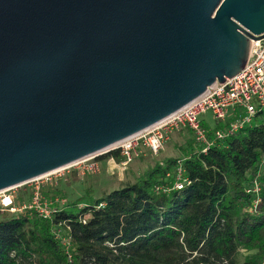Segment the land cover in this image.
Wrapping results in <instances>:
<instances>
[{
	"label": "water",
	"instance_id": "water-1",
	"mask_svg": "<svg viewBox=\"0 0 264 264\" xmlns=\"http://www.w3.org/2000/svg\"><path fill=\"white\" fill-rule=\"evenodd\" d=\"M263 34L264 0H0V191L159 123Z\"/></svg>",
	"mask_w": 264,
	"mask_h": 264
},
{
	"label": "trees",
	"instance_id": "trees-1",
	"mask_svg": "<svg viewBox=\"0 0 264 264\" xmlns=\"http://www.w3.org/2000/svg\"><path fill=\"white\" fill-rule=\"evenodd\" d=\"M233 119L212 128L202 121L207 140ZM182 132L190 138L178 147L181 157L155 163L119 189L55 205L49 220L26 211L0 221V264H239L240 251L241 264H264V167L255 208L247 193L264 158V112L206 153ZM110 156L119 160L113 152L99 160ZM178 166L183 188L157 191L173 186ZM41 194L56 198L53 190Z\"/></svg>",
	"mask_w": 264,
	"mask_h": 264
},
{
	"label": "built area",
	"instance_id": "built-area-1",
	"mask_svg": "<svg viewBox=\"0 0 264 264\" xmlns=\"http://www.w3.org/2000/svg\"><path fill=\"white\" fill-rule=\"evenodd\" d=\"M249 41L246 61L235 76L225 78L222 83H214L200 97L185 107L146 130L122 140L109 152L105 151L84 158L64 167L60 171L72 169L79 178L99 174L101 171V160L99 159L110 152H116L119 162L116 163V158L110 156L107 158V163L117 169L125 170L140 156L141 149L156 155L164 144L169 141L171 135L181 129H188L194 139L205 146L202 153H206L212 142L222 140L224 137L233 135L243 129L257 113L264 112V34L259 40L249 39ZM206 112L211 113L215 124H221L229 117H234L225 132L220 130L215 132L212 142L207 140L205 130L201 126V122H205L204 115ZM263 167L264 158L261 161L259 172L253 178L252 187L247 191V193L255 196L256 201L253 208L260 202L261 190L258 179ZM183 174L182 167L178 166L175 169L173 186H160L157 191L181 190L187 181L184 179ZM24 185L9 188L3 192L0 191V213L14 214L21 211H32L38 217L49 220L56 211L54 206L62 207L66 203L64 199L58 197L54 198L53 201L45 200L40 187L35 186L31 190L28 200H24L21 205H16L13 191Z\"/></svg>",
	"mask_w": 264,
	"mask_h": 264
},
{
	"label": "rangeland",
	"instance_id": "rangeland-1",
	"mask_svg": "<svg viewBox=\"0 0 264 264\" xmlns=\"http://www.w3.org/2000/svg\"><path fill=\"white\" fill-rule=\"evenodd\" d=\"M204 120L210 128L214 127L215 122L210 112H206ZM172 135L170 141L164 144L163 148L156 155L141 149V154L138 157L139 159H135L125 168V170L112 167L107 163V158H105L100 161L101 171L96 175L79 178L72 169H68L50 174L39 179L37 182L26 183V185L13 191L15 204L21 205L24 200H28L30 192L35 186H39L41 192L53 190L54 194L52 195L64 199L65 202H73L86 194H89L91 198L94 199L101 197L112 189H119L122 185L131 183L143 171L153 167L155 163H161L168 158L181 157L182 155L179 152L178 147L179 145H182L186 139L190 138V135L187 132H175V134L173 133ZM118 162L119 160L116 159V163ZM56 190L59 192L57 193ZM21 213L23 212L21 211L14 214L0 213V221L7 220L12 216ZM243 254V252H239V264L242 263Z\"/></svg>",
	"mask_w": 264,
	"mask_h": 264
},
{
	"label": "bare ground",
	"instance_id": "bare-ground-1",
	"mask_svg": "<svg viewBox=\"0 0 264 264\" xmlns=\"http://www.w3.org/2000/svg\"><path fill=\"white\" fill-rule=\"evenodd\" d=\"M114 146H116V145H114ZM114 146H112L111 148H113ZM60 170H63V168H62V169H59V170H57V171H60ZM57 171H55V172H57ZM55 172H53V173H55ZM53 173H51V174H53ZM6 190H8V189H6ZM6 190H2V192H3V191H6Z\"/></svg>",
	"mask_w": 264,
	"mask_h": 264
}]
</instances>
